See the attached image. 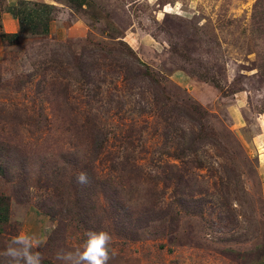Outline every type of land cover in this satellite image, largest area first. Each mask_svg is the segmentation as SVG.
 <instances>
[{
	"label": "rangeland",
	"instance_id": "374dc122",
	"mask_svg": "<svg viewBox=\"0 0 264 264\" xmlns=\"http://www.w3.org/2000/svg\"><path fill=\"white\" fill-rule=\"evenodd\" d=\"M256 1L50 0L49 35L6 42L0 264L38 221L21 223L27 207L49 220L33 240L42 264L102 230L108 264H264ZM80 172L116 188L123 212L102 187L84 191Z\"/></svg>",
	"mask_w": 264,
	"mask_h": 264
},
{
	"label": "trees",
	"instance_id": "16d2710c",
	"mask_svg": "<svg viewBox=\"0 0 264 264\" xmlns=\"http://www.w3.org/2000/svg\"><path fill=\"white\" fill-rule=\"evenodd\" d=\"M53 8L52 5L43 4V3H37V2H30L25 0H17L15 4L13 5H6L2 9V13H8L14 20L18 22L19 26V33L16 34H0V39L2 40V43L5 45L6 42H10L13 39L18 38L21 34L22 35H30V36H47L49 34V23L51 20L50 17V11ZM259 9H264V0H257L253 11L254 14L257 15L260 20L256 21L255 18L253 21L254 30H258L262 26V12L259 11ZM258 70L262 77L264 78V57L261 53L258 52ZM134 60L140 64L139 60L136 59L135 56H133ZM143 67L146 68V66L143 65ZM135 71L140 73V69L138 66H135ZM148 79L150 78V75H147ZM153 80V79H152ZM97 130V128H96ZM2 167H0V175H2ZM82 189L86 192H89V190L94 189L95 187H102V192L107 193V200L108 205L112 212H114L116 215L118 211L123 212V209H119V202H120V193L117 191L116 188L112 189L104 184H102L97 180H94L93 177L90 178V183L88 185H81ZM119 223L124 222V226L127 224L125 220L126 216H118ZM141 223L140 224H146L150 221H152V218L147 216L146 219L138 220ZM129 222V221H128ZM143 226V225H142ZM123 227V226H122ZM49 238V237H48ZM47 238V241H48Z\"/></svg>",
	"mask_w": 264,
	"mask_h": 264
},
{
	"label": "clouds",
	"instance_id": "9594fccd",
	"mask_svg": "<svg viewBox=\"0 0 264 264\" xmlns=\"http://www.w3.org/2000/svg\"><path fill=\"white\" fill-rule=\"evenodd\" d=\"M77 183L88 185L90 178L87 172H80L76 177ZM83 250H61L57 257L63 264H108L114 254L111 248L112 236L107 231H89ZM33 238L20 235L13 239L3 252L5 264H42L43 255L34 251Z\"/></svg>",
	"mask_w": 264,
	"mask_h": 264
},
{
	"label": "crops",
	"instance_id": "0c3cea01",
	"mask_svg": "<svg viewBox=\"0 0 264 264\" xmlns=\"http://www.w3.org/2000/svg\"><path fill=\"white\" fill-rule=\"evenodd\" d=\"M17 0H6L7 5H13L15 4ZM25 1H30V2H37V3H43V4H48L52 5L50 0H25ZM53 6V5H52ZM1 27H0V34H16L19 33V26L18 22L14 20L8 13H2L1 14ZM49 30L51 31V26H49ZM49 35V34H48ZM0 52L4 51L6 46L2 43V40L0 39ZM186 83V81L184 80ZM239 100V99H238ZM2 199L0 197V232L4 231L6 228L5 223L7 222L8 216V208L7 205L3 202H1ZM9 207V206H8ZM32 211V212H30ZM35 212L38 214V221L35 222V226L31 225L32 227L30 229V234L28 235L26 231H24L20 227V231L22 232L23 235H28L33 238V240H39L43 237V234L46 235V229H49V220L48 218L45 217V215H40L38 211H33L29 207L25 208L24 214H23V219H22V224L29 222L30 214H35ZM45 237V236H44Z\"/></svg>",
	"mask_w": 264,
	"mask_h": 264
}]
</instances>
